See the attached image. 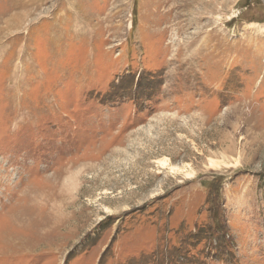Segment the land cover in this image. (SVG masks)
Here are the masks:
<instances>
[{
  "label": "rangeland",
  "instance_id": "obj_1",
  "mask_svg": "<svg viewBox=\"0 0 264 264\" xmlns=\"http://www.w3.org/2000/svg\"><path fill=\"white\" fill-rule=\"evenodd\" d=\"M0 264H264V0H0Z\"/></svg>",
  "mask_w": 264,
  "mask_h": 264
}]
</instances>
